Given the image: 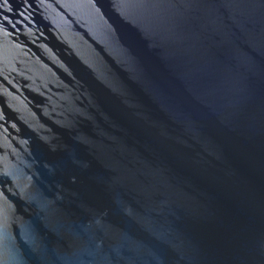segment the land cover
Masks as SVG:
<instances>
[{
	"label": "water",
	"instance_id": "1",
	"mask_svg": "<svg viewBox=\"0 0 264 264\" xmlns=\"http://www.w3.org/2000/svg\"><path fill=\"white\" fill-rule=\"evenodd\" d=\"M0 264H264V0H0Z\"/></svg>",
	"mask_w": 264,
	"mask_h": 264
}]
</instances>
